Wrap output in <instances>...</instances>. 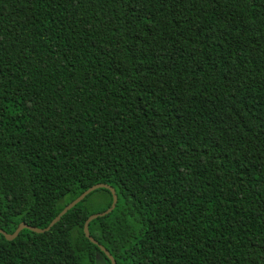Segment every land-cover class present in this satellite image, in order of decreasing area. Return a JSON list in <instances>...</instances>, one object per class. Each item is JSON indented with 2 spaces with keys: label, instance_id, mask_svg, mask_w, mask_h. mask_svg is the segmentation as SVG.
<instances>
[{
  "label": "trees",
  "instance_id": "16d2710c",
  "mask_svg": "<svg viewBox=\"0 0 264 264\" xmlns=\"http://www.w3.org/2000/svg\"><path fill=\"white\" fill-rule=\"evenodd\" d=\"M102 182L116 264H264V0H0V228ZM112 201L0 264H112Z\"/></svg>",
  "mask_w": 264,
  "mask_h": 264
},
{
  "label": "water",
  "instance_id": "95a60500",
  "mask_svg": "<svg viewBox=\"0 0 264 264\" xmlns=\"http://www.w3.org/2000/svg\"><path fill=\"white\" fill-rule=\"evenodd\" d=\"M99 188H103V189H107L111 192L112 194V197H113V201H112V204L111 206L105 210L104 212H100V213H96V214H93L91 215L85 222L84 224V229H83V232H84V235L85 237L92 243H94L95 245H97L108 257L109 259L111 260V263L112 264H116V261L115 259L113 258V256L110 254V252L104 247L102 246L101 244L98 243V241H96L90 234V231H89V225L90 223L99 218V217H104L106 215H108L109 213H111L114 208L116 207V204H117V201H118V196L116 194V191L115 189L102 182V183H96L92 186H90L88 189H86L85 191H83L78 197L75 198L74 201H72L70 204H68L57 216L56 218H54V220L49 224L48 227L44 228V229H41V228H37V227H34V226H30L28 225L27 223L25 222H22L18 227L17 229L15 230L14 233L12 234H9L7 233L6 231H4L2 229V231H0L1 234H3L5 236V238L9 241H12L14 240L19 234L21 231H23L24 229H28L32 232H35V233H44L46 231H49L55 224H57L60 219L70 210L72 209L73 207H75L77 205L78 202L82 201L88 194H90L91 192H93L94 190L96 189H99ZM1 229V228H0Z\"/></svg>",
  "mask_w": 264,
  "mask_h": 264
},
{
  "label": "rangeland",
  "instance_id": "374dc122",
  "mask_svg": "<svg viewBox=\"0 0 264 264\" xmlns=\"http://www.w3.org/2000/svg\"><path fill=\"white\" fill-rule=\"evenodd\" d=\"M104 194L103 193H101V192H98L97 194H95L94 196H93V202L96 204V205H98V206H101L103 203H104V196H103Z\"/></svg>",
  "mask_w": 264,
  "mask_h": 264
},
{
  "label": "snow or ice",
  "instance_id": "6c2138e0",
  "mask_svg": "<svg viewBox=\"0 0 264 264\" xmlns=\"http://www.w3.org/2000/svg\"><path fill=\"white\" fill-rule=\"evenodd\" d=\"M0 219H5L6 220V217H3V212L0 211ZM0 231H2V229H0Z\"/></svg>",
  "mask_w": 264,
  "mask_h": 264
}]
</instances>
